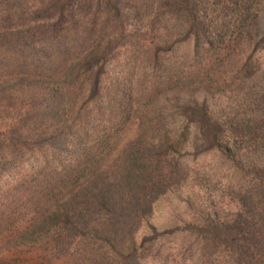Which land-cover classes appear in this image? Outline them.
Segmentation results:
<instances>
[{"label": "trees", "instance_id": "obj_1", "mask_svg": "<svg viewBox=\"0 0 264 264\" xmlns=\"http://www.w3.org/2000/svg\"><path fill=\"white\" fill-rule=\"evenodd\" d=\"M40 10L52 11L40 47L2 40L18 54H0V75L14 73L12 84L0 81V106L15 87L35 99L0 127L3 249L40 243L61 264H146L151 246L179 229L148 220L183 153L217 149L264 170V0H50ZM25 58L31 73L40 65V80L22 72ZM219 66L235 88L224 87L216 113L218 90L204 75ZM171 84L167 97L160 89ZM38 152L30 172H15ZM250 191L239 217L264 223V181ZM146 222L152 231L138 235ZM233 226L190 223L179 233L202 236L209 251L231 241Z\"/></svg>", "mask_w": 264, "mask_h": 264}, {"label": "rangeland", "instance_id": "obj_2", "mask_svg": "<svg viewBox=\"0 0 264 264\" xmlns=\"http://www.w3.org/2000/svg\"><path fill=\"white\" fill-rule=\"evenodd\" d=\"M49 1L0 0V43L2 44L0 54L7 58L18 54L17 45L8 50L3 46L5 44L2 40L7 39H10L11 42L14 40V44L19 43L20 40L22 45L29 46L35 43L40 47V33L43 28L40 25L47 21L46 18L49 15H52V11H41L40 8L45 7ZM82 13L86 15L84 12ZM97 25V27L101 25V19L97 21ZM105 29L107 30V28ZM181 45L183 47L179 48L180 50L184 48L191 50V42H184ZM248 52V50L243 52L244 58ZM124 54L125 52L122 56ZM256 62L259 66L264 67V50L257 54ZM32 67L28 58H25V67L20 66L24 69L22 72L25 76L36 77L40 80V65L38 73H31L28 70ZM10 69L11 67H9ZM16 70L18 69L16 68ZM220 71L221 67L219 66V71L211 69L204 75L206 79L212 80V88L218 90L215 96L212 95L209 99L211 107L216 113L220 112L222 108L219 105L224 103L221 99H218L221 102L216 101V98H221L223 91L226 90L224 87L228 84V88H226L231 89L226 90L229 92L228 94L233 91V87L235 88V82L232 83L228 75H223ZM6 72L7 69L4 74L0 75V81L12 84L14 73ZM191 74L190 71L183 70L180 75L185 77L191 76ZM216 81L217 83H215ZM160 90L169 92L168 97L170 93L174 92V84H171L170 87L164 85ZM224 95L227 97L226 92L222 97L225 102H228V97L226 100ZM8 96H10L9 100L3 99L4 103L0 106V127L6 119L12 118L13 110L21 108L27 110L35 103V99L27 88L23 90L22 87H15L11 94L6 95V97ZM234 99L232 98V101ZM224 112L230 116V114H234V109L226 107ZM240 113L245 114V111L241 109ZM182 120L183 118L179 119L177 116L175 126L178 127ZM226 121L227 118H225L224 125L227 123ZM247 147L250 148V146ZM247 151L245 148L241 150L242 154H247ZM32 155L29 163H22L16 167L17 174L22 173L20 176H23V173L31 171L30 169L33 167L31 163L36 164L37 160L40 162L43 160L39 152ZM179 159H182V168L176 170L174 184H167L168 191L157 199L148 220L158 230L179 229L175 230L176 236H165L162 240H157L154 246H151L152 248L148 251L150 257L146 264H264V223L256 213L255 221H251L252 226L251 222L246 221L247 218L240 219L239 217V215H245L241 212L248 211V206L252 205L250 203L252 200L250 194L253 193L250 191L251 187L264 181V170L256 169L257 173L255 169H251L250 165L246 166L244 160L240 163L238 160L234 162L230 158L220 155L217 149H208L199 154L183 153ZM239 164L241 167H238ZM257 200L260 204L257 211L262 212L263 210L264 212L263 195L257 197ZM147 222L141 227L138 235L149 234L152 231L147 227ZM190 223L198 226L218 224L220 227L231 224L238 232L231 237V241L207 251L201 246L202 239H204L202 236L197 237L186 230H184L186 234L179 233L180 229L187 227ZM254 243L257 245L254 246ZM2 244L3 242L0 240V264H61L64 260L63 257L52 255L47 246L40 243L10 249H3Z\"/></svg>", "mask_w": 264, "mask_h": 264}]
</instances>
